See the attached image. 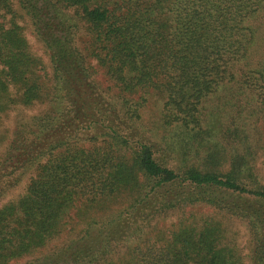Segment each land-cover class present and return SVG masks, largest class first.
<instances>
[{"label":"trees","instance_id":"trees-1","mask_svg":"<svg viewBox=\"0 0 264 264\" xmlns=\"http://www.w3.org/2000/svg\"><path fill=\"white\" fill-rule=\"evenodd\" d=\"M14 110L0 264H264V0H0Z\"/></svg>","mask_w":264,"mask_h":264},{"label":"rangeland","instance_id":"rangeland-1","mask_svg":"<svg viewBox=\"0 0 264 264\" xmlns=\"http://www.w3.org/2000/svg\"><path fill=\"white\" fill-rule=\"evenodd\" d=\"M28 38L30 40L31 45L33 46L34 50L40 54V55H44V48L42 47V45L36 40V38L34 37V34L32 32L31 29L28 30ZM47 60V59H46ZM102 79H104L101 76ZM160 102L157 101L156 99L151 100L150 106L147 107L146 109H144V120L142 121V126L143 129L148 130V129H154V127L156 126V124L158 123V111L159 108L161 107L162 104H159ZM33 109L30 111L32 112ZM16 110L9 112V114H1L0 116V134H6V131L11 128L14 124V120L16 118ZM258 126H261V121H256V124L254 125V128H259ZM5 130V131H4ZM149 131V130H148ZM1 148V146H0ZM0 151L2 152V150L0 149ZM256 169L257 172L259 173L260 179L262 180V182H264V163H263V158L259 157L256 161ZM26 180H24V182L19 185L17 187V189H15L11 194L12 195H8L7 198H11L13 197V195L17 196L19 193L22 192L23 187L26 185ZM6 200H3L2 202L0 201V206L2 205V203H4ZM207 208H205L206 210ZM178 220V215H172L170 216L168 219H166L164 226L167 225L169 226L172 222L177 221ZM229 221L226 223L227 226L232 230H236L237 232V242L239 243L240 247H244L246 245V247H244L245 250H243L244 253L248 252V237L246 234V229L244 224H242L241 222H239L238 220H234V222H230Z\"/></svg>","mask_w":264,"mask_h":264}]
</instances>
